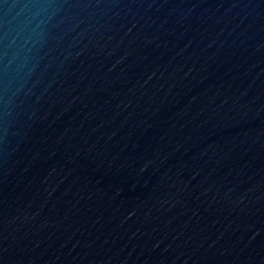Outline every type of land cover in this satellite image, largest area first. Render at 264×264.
I'll return each instance as SVG.
<instances>
[{
  "label": "water",
  "instance_id": "obj_1",
  "mask_svg": "<svg viewBox=\"0 0 264 264\" xmlns=\"http://www.w3.org/2000/svg\"><path fill=\"white\" fill-rule=\"evenodd\" d=\"M0 264H264V0H0Z\"/></svg>",
  "mask_w": 264,
  "mask_h": 264
}]
</instances>
